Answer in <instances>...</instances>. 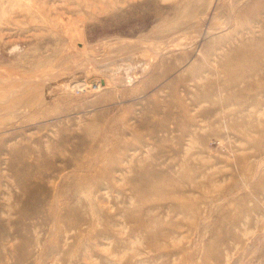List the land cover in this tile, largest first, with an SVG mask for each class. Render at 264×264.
Returning a JSON list of instances; mask_svg holds the SVG:
<instances>
[{"label":"rangeland","instance_id":"374dc122","mask_svg":"<svg viewBox=\"0 0 264 264\" xmlns=\"http://www.w3.org/2000/svg\"><path fill=\"white\" fill-rule=\"evenodd\" d=\"M258 42L264 0H0V264H264Z\"/></svg>","mask_w":264,"mask_h":264},{"label":"bare ground","instance_id":"6f19581e","mask_svg":"<svg viewBox=\"0 0 264 264\" xmlns=\"http://www.w3.org/2000/svg\"><path fill=\"white\" fill-rule=\"evenodd\" d=\"M237 8H239V6H237ZM233 10V9H232ZM70 24V23H69ZM66 25H68V23H66ZM76 25V24H75ZM73 27V26H72ZM210 29V28H209ZM209 29H207V30H209ZM211 30V29H210ZM210 30L208 31V32H206L205 34L203 33V35H201L202 36V39L204 38V37H206L207 36V38H208V36H210L211 35V33L213 32L212 30H211V32H210ZM76 31V30H75ZM202 31H204V30H202ZM77 34V33H76ZM210 34V35H209ZM76 38V37H75ZM212 44H209V46H211ZM83 46V45H82ZM249 47L251 48V49H253V51H248V49L247 50H244V51H237L236 53H233V52H235V50L234 51H231V53H233L234 54V56H237V59H238V61L237 62H230V64L228 65V63L227 64H225V65H227V69L230 71V69L232 70V68H233V70L235 69V71L237 70L238 71V73L240 74L238 77H237V80L236 81H238V79L240 78V77H242L243 75H242V73H244V72H246V71H248V72H250V71H255L256 69H258V66H259V61H261L262 60V62H263V60H264V44L263 43H253V44H251V45H249ZM83 48H84V46H83ZM244 49H246V47H244ZM210 54H211V50L209 49H207L206 50V52L204 53V57H209L210 56ZM245 57H249V66H248V69L247 68H245V66L243 65V63H241L242 61H240L241 59H244ZM131 63H133V62H131ZM118 64V63H117ZM116 64V65H117ZM120 64V63H119ZM130 64V63H129ZM233 66H232V65ZM260 64H261V62H260ZM118 66V65H117ZM125 66V65H124ZM126 66H128V65H126ZM229 66H232L231 68H229ZM133 67V66H132ZM226 67V66H225ZM135 68V67H134ZM93 69H95V68H93ZM93 69H91L92 71H94ZM132 69V68H131ZM226 69V70H227ZM115 70H117V68L115 69ZM125 70V69H124ZM227 70V71H228ZM90 71V70H89ZM89 71H86L84 74H82V77H81V80L82 81H86L87 83H89V84H91L93 87H100V86H107L105 83H100V78H99V76H96V75H91V74H88L89 73ZM94 73H96V70H95V72ZM100 73V72H99ZM128 73V72H127ZM130 75H128L129 77H128V79H134L135 80V78H139V77H141L143 74H145V72H143L142 74H140V71H135V70H132V71H130ZM116 74V73H115ZM245 74V73H244ZM13 81V80H12ZM235 81V82H236ZM14 93V92H13ZM207 96L205 97L207 100H210L212 97H211V95L210 94H206ZM9 111V110H8ZM92 125V124H91ZM90 125V126H91ZM85 139V138H84ZM80 142V141H79ZM64 144H65V142H64ZM75 144V143H74ZM76 144H78V145H76ZM75 145V147H76V149L77 150H79V149H81L80 147H82L83 145H86V144H84L83 143V145H81L82 143H76ZM63 145V144H62ZM88 145V144H87ZM89 146V145H88ZM64 147V146H63ZM74 147V146H73ZM73 147H72V149H73ZM74 147V148H75ZM72 149H71V151H72ZM76 150V151H77ZM70 159H72V157L71 158H69V160ZM67 160V159H66ZM68 160V161H69ZM74 160V159H73ZM67 161V162H68ZM71 161V160H70ZM70 161H69V163H70ZM72 163V162H71ZM25 183V182H24Z\"/></svg>","mask_w":264,"mask_h":264}]
</instances>
